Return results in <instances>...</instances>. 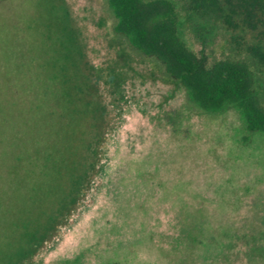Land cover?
<instances>
[{
    "label": "rangeland",
    "instance_id": "374dc122",
    "mask_svg": "<svg viewBox=\"0 0 264 264\" xmlns=\"http://www.w3.org/2000/svg\"><path fill=\"white\" fill-rule=\"evenodd\" d=\"M114 22L106 0H0V264H264V134L243 143L235 108H199ZM226 37L213 56L233 51ZM76 41L104 79L116 75L110 128L78 207L32 243L87 125ZM255 78L264 105V69Z\"/></svg>",
    "mask_w": 264,
    "mask_h": 264
},
{
    "label": "trees",
    "instance_id": "16d2710c",
    "mask_svg": "<svg viewBox=\"0 0 264 264\" xmlns=\"http://www.w3.org/2000/svg\"><path fill=\"white\" fill-rule=\"evenodd\" d=\"M182 1L185 16L176 0H106V5L115 19L113 31L133 50L158 62L172 82L184 87L191 102L209 112L235 108L245 132L243 143L253 134H264V105L255 90V69H264V0ZM187 23L200 44L196 49L184 37ZM221 31L227 34L224 44L233 51L215 57L212 44ZM76 42V71L72 74L85 79L76 86L85 94L84 98L77 96V102L86 100L81 115L86 116L87 125L84 136H78L80 152L69 156V184L42 226L28 232L32 243L54 237L78 207L98 172L101 146L110 128L111 110L104 95L111 94V89L105 85L112 88L116 75L104 79L101 69L85 59L80 42ZM100 83L107 89H100Z\"/></svg>",
    "mask_w": 264,
    "mask_h": 264
}]
</instances>
